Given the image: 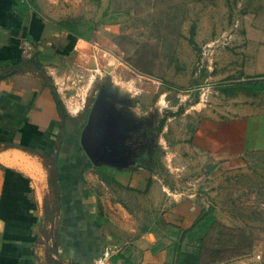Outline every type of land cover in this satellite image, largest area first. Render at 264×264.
Wrapping results in <instances>:
<instances>
[{
    "label": "rangeland",
    "instance_id": "rangeland-1",
    "mask_svg": "<svg viewBox=\"0 0 264 264\" xmlns=\"http://www.w3.org/2000/svg\"><path fill=\"white\" fill-rule=\"evenodd\" d=\"M36 1L45 12L47 4L66 12L42 15L49 31L40 41L35 65L52 79L71 112L80 107L73 118L78 139L101 95V107L112 112L125 138L121 147L127 160L120 170L142 167L145 180L155 174L173 191L172 200L195 195L202 211L213 208L221 225L217 229L234 234L220 243L218 230L205 233L203 248L217 253H203L204 262L214 257L232 264L251 255L252 246L264 241V152L246 154L233 167L211 163L191 147L204 120H226L229 109L245 104L246 96L255 97L248 89L227 91V85L251 81L241 78L239 47L231 40L241 35V0ZM60 23L74 26L81 37L67 33ZM23 158L19 165L26 172L33 174L37 167L46 171L44 206L48 219L56 222L57 193L51 185L55 161ZM106 185L110 199L111 189H121ZM129 192L143 197L129 189L120 196ZM198 247L189 238L182 242L188 253Z\"/></svg>",
    "mask_w": 264,
    "mask_h": 264
},
{
    "label": "crops",
    "instance_id": "crops-1",
    "mask_svg": "<svg viewBox=\"0 0 264 264\" xmlns=\"http://www.w3.org/2000/svg\"><path fill=\"white\" fill-rule=\"evenodd\" d=\"M35 4L41 12L26 0H0V63L16 68L33 60L21 71L0 66V264H176L178 251L185 252L187 230L202 212L195 195L172 200L173 191L155 174L142 178V167L124 171L91 166L73 122L80 107L71 112L54 85L67 116L63 119L48 75L35 65L40 41L49 31L42 15L66 12L48 4L45 12ZM239 6L241 35L231 40L239 47L241 78L252 82L264 75V0H241ZM262 94L246 96L245 104L228 110L226 120H204L193 134L192 150L233 167L246 154L264 152ZM24 156L59 165L56 222L48 219L44 206L46 171L36 165L33 174L26 172L19 165ZM110 183L121 188L111 189V199ZM125 189L141 192L142 199L133 192L120 196ZM216 237L227 242L224 234ZM232 264H264V241Z\"/></svg>",
    "mask_w": 264,
    "mask_h": 264
},
{
    "label": "trees",
    "instance_id": "trees-1",
    "mask_svg": "<svg viewBox=\"0 0 264 264\" xmlns=\"http://www.w3.org/2000/svg\"><path fill=\"white\" fill-rule=\"evenodd\" d=\"M26 4L27 6L31 7L32 9H34L35 11H38V8L35 4V2L33 0H26ZM24 11H26L25 7H24ZM18 16V15H17ZM20 17V16H18ZM60 28L64 29L67 33L74 35L76 37H81L80 34L78 33L77 29L72 26V25H68V24H63L60 23L58 24ZM31 63H33V60H27L24 61L20 66H17L16 68H11L10 65H8L7 63H0V66L3 69H8L9 72H11L12 70H17V71H21L24 70L25 68L29 67L31 65ZM23 65V66H22ZM25 67V68H24ZM51 92L53 94V98L55 100L56 106H57V110L60 114V116L63 119H67V116L64 114V108H63V104L59 99V96L55 90L53 81L50 77L45 76ZM255 79H261L258 81H252L249 82L247 84H241V85H229L227 86V91L233 92V91H241L242 89H248L250 90V93L252 96H256L260 93L264 92V75L262 76H258ZM224 90L226 88H223ZM223 90V91H224ZM233 94V93H231ZM164 126V120L160 122L159 124V129L163 128ZM58 163L56 162L54 164V176L53 179L55 178V175L57 174L58 171ZM52 188L56 189V184L53 180V183L51 182ZM221 227V225L219 224V222L215 219V217L213 216V208L209 207L207 210L202 211L201 214L199 215V217L195 220V222L193 223V225L191 226V228H189V230H187V233L189 235V240L191 242H195L199 245V247L194 250L193 252H182V251H178V254L176 256V264H205V262H207L208 264H215L217 262L223 261V260H218V259H214V257H210L207 258L204 262V259L202 257L203 253H209V254H213V253H217L216 251H208L205 248H203L202 245V237L205 233H211L212 231L218 230L216 233L219 234H224L229 235V234H233L232 232H229L227 230H219ZM219 228V229H217ZM184 235V233H183ZM234 235V234H233ZM237 237V244L240 245L241 239L242 237L236 236ZM218 239V237L216 238Z\"/></svg>",
    "mask_w": 264,
    "mask_h": 264
},
{
    "label": "flooded vegetation",
    "instance_id": "flooded-vegetation-1",
    "mask_svg": "<svg viewBox=\"0 0 264 264\" xmlns=\"http://www.w3.org/2000/svg\"><path fill=\"white\" fill-rule=\"evenodd\" d=\"M97 99L100 106L97 110L94 137H90L87 141V147L94 159V163L92 162V159H90L84 151L83 152L89 159L92 167L95 165L97 167L105 166L106 168L111 169H123L127 159L124 154L125 149L121 147V143L125 140V138L121 133L120 128L117 126L118 124H116V118L113 116L112 112L109 109H103L101 107L102 96L98 95L94 100V104ZM90 111L91 110H89L88 115Z\"/></svg>",
    "mask_w": 264,
    "mask_h": 264
},
{
    "label": "water",
    "instance_id": "water-1",
    "mask_svg": "<svg viewBox=\"0 0 264 264\" xmlns=\"http://www.w3.org/2000/svg\"><path fill=\"white\" fill-rule=\"evenodd\" d=\"M94 69L96 68L95 66L93 67ZM135 72V71H134ZM137 73V72H135ZM140 76H143L139 73H137ZM146 77V76H145ZM149 79H152L150 77H147ZM100 104L98 103V99L96 100L94 106L91 108V111L88 115V119H87V123L84 126L81 135H80V146L82 148V150L86 153V155L92 159V162L94 161L91 153L89 152V149L87 147V141L90 139V137H94V126H95V122H96V117H97V110L99 108ZM94 163V162H93Z\"/></svg>",
    "mask_w": 264,
    "mask_h": 264
},
{
    "label": "bare ground",
    "instance_id": "bare-ground-1",
    "mask_svg": "<svg viewBox=\"0 0 264 264\" xmlns=\"http://www.w3.org/2000/svg\"><path fill=\"white\" fill-rule=\"evenodd\" d=\"M80 109V108H79ZM75 110V109H74Z\"/></svg>",
    "mask_w": 264,
    "mask_h": 264
}]
</instances>
